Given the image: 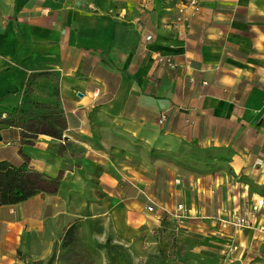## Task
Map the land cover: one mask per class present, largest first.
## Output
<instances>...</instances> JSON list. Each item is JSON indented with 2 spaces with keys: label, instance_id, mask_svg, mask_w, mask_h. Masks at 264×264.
<instances>
[{
  "label": "crops",
  "instance_id": "crops-1",
  "mask_svg": "<svg viewBox=\"0 0 264 264\" xmlns=\"http://www.w3.org/2000/svg\"><path fill=\"white\" fill-rule=\"evenodd\" d=\"M182 1L0 0V162L46 185L0 204V264L47 257L75 219L158 229L180 204L177 264H264V204L219 222L264 200V0L181 22Z\"/></svg>",
  "mask_w": 264,
  "mask_h": 264
},
{
  "label": "rangeland",
  "instance_id": "rangeland-1",
  "mask_svg": "<svg viewBox=\"0 0 264 264\" xmlns=\"http://www.w3.org/2000/svg\"><path fill=\"white\" fill-rule=\"evenodd\" d=\"M50 86L51 85H47L44 82H40L37 85V90L42 89V91L45 90L44 92H48V89L51 90ZM39 91H36L35 94H32L33 97H36V93ZM43 93L41 94V98L46 99V96H43ZM30 97L32 98V96ZM37 108L39 109L38 105L36 109ZM33 176L34 179L37 180L38 187L46 186L42 178L36 176L35 173L33 174ZM22 191L23 190H18V195L19 193L22 195ZM146 209L147 208H145V210ZM184 216L185 218H183L182 220H178L173 216L172 217L175 220V223L181 226L183 225V222L187 220V211L186 215L184 214ZM150 220L152 221V219H149L147 226L138 227L137 224H129L127 218H94L82 222L79 232L80 241L81 244L87 243L88 248H90L92 245L93 248H95L96 245L102 244L105 241L107 235L109 234L114 243H120V245L123 246V248L119 250V253L115 254L116 259L114 261V264H177V259L180 258L181 247L183 246L179 243V231H175V239H169L170 233H167L165 235L164 230L163 233H159V229H154V227H150V225H152L151 222H149ZM167 222L169 224H172L170 220ZM171 227L172 225L167 227L165 226V229H169L170 231ZM177 229L180 230L179 228ZM30 236V233H25L23 235V242L26 243L29 240ZM79 249L80 251H82L80 246ZM52 250L53 247L51 248V252ZM91 253L92 254H89L87 252L88 255L85 254L87 260L89 261V264H111L109 263L105 251L103 249L97 247L96 252L94 251ZM50 254L47 257L41 259L33 258L28 262V264H32L34 261L37 260H45L50 256ZM90 261H92V263H90Z\"/></svg>",
  "mask_w": 264,
  "mask_h": 264
},
{
  "label": "trees",
  "instance_id": "trees-1",
  "mask_svg": "<svg viewBox=\"0 0 264 264\" xmlns=\"http://www.w3.org/2000/svg\"><path fill=\"white\" fill-rule=\"evenodd\" d=\"M35 106H37V102L28 98L25 99L23 105L15 108V110L8 114H19L20 120L23 119L25 121L24 116L28 117L34 113ZM53 134L56 135L55 133ZM33 174L32 172H27L24 167L16 168L5 161L0 162V204L16 203L29 194L38 191L40 187H38L37 180L34 179ZM35 175L41 178L39 173H35ZM18 190H23L22 195L20 193L18 195ZM88 220L90 219H75L67 225L63 229L58 241L53 246L50 256L45 260L34 261L32 264H89L85 254L88 255L87 252L89 254H92L91 252L94 251L96 252L97 247L103 249L109 263L114 264L116 259L115 254H118L123 246L120 245V243H114L109 234L105 238V241L102 244L96 245L95 248H93V245L88 248L87 243L81 244L79 237L80 227L82 222ZM169 220L172 224L167 222ZM170 225H172L170 231L169 229H165V226L167 227ZM180 227L181 226L175 223L172 216L166 215L161 220V227L158 228V231L159 233L165 231V235L170 233L169 239H175V231ZM79 246L82 251H80ZM90 263H92V261H90Z\"/></svg>",
  "mask_w": 264,
  "mask_h": 264
},
{
  "label": "built area",
  "instance_id": "built-area-1",
  "mask_svg": "<svg viewBox=\"0 0 264 264\" xmlns=\"http://www.w3.org/2000/svg\"><path fill=\"white\" fill-rule=\"evenodd\" d=\"M182 6L180 9V16L178 17L179 21H185L190 19L199 11V3L200 0H183ZM189 8V12H186L185 9ZM150 36H147V39H150ZM157 61L161 65L173 68L176 66V63L172 60L171 57L159 55L157 56ZM163 117L159 119V122H162ZM264 204V200L262 198L258 199L254 204H252L249 209L242 214H232L227 219L219 220L220 223L223 224L224 227H229L234 230H240L248 227H252L255 222L256 212L259 208ZM148 211H152V206L146 207ZM175 218L178 220H182L185 218L183 205H178L175 213Z\"/></svg>",
  "mask_w": 264,
  "mask_h": 264
}]
</instances>
